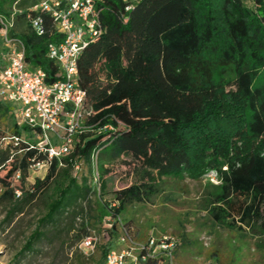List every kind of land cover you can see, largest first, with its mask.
I'll return each instance as SVG.
<instances>
[{
	"label": "trees",
	"instance_id": "trees-1",
	"mask_svg": "<svg viewBox=\"0 0 264 264\" xmlns=\"http://www.w3.org/2000/svg\"><path fill=\"white\" fill-rule=\"evenodd\" d=\"M43 1L0 0V17L14 15L10 37L23 43L28 65L44 70L50 84L58 66L47 49L63 36L49 14L34 10ZM97 13L102 33L78 60L79 88L92 114L75 135L72 153L49 161L45 177L31 190L22 187L20 196L11 179L25 185L33 161L48 157L30 148L38 140L19 126L18 105L0 98V113L13 116L11 137L26 142L5 149L0 142V170L10 168L0 179L6 220L52 190L15 259L37 253L51 235L76 231L82 242L95 233L85 205L91 212L92 198L101 200L110 172L95 174L96 154L126 158L123 164L136 174L114 203L101 207V217L116 220L128 203L149 202L165 178L200 181L215 173L219 184L209 199L214 224L264 239V0H99ZM28 15L44 19V35L32 30ZM8 52L0 36V65ZM219 68H233L234 77L215 81ZM64 220L70 227L63 228ZM101 242L95 264H106L113 248Z\"/></svg>",
	"mask_w": 264,
	"mask_h": 264
},
{
	"label": "rangeland",
	"instance_id": "rangeland-1",
	"mask_svg": "<svg viewBox=\"0 0 264 264\" xmlns=\"http://www.w3.org/2000/svg\"><path fill=\"white\" fill-rule=\"evenodd\" d=\"M233 77V68H219L214 75L218 82L229 81ZM13 121L10 113H0V138L9 139L12 136ZM0 142L3 149L9 146V140ZM123 160L127 159L117 156L102 159L100 156L95 160V174L104 170L110 172L105 176L107 186L101 200L97 196L92 198L91 212L87 205L85 207L90 213L88 225L103 245L111 242V251L131 252L125 264H146L141 259V247L151 238L157 244L163 237H168V243H173V246L167 254L155 246L147 264H264L263 237L214 224L209 215V199L218 183L209 176L200 181H194L187 175L165 178L159 194L149 202L128 203L116 220L109 216L101 217V207L114 203L115 194L136 181L133 168L125 166ZM9 169L0 170V179L6 177ZM46 173V169L31 170L25 185L11 179V187L16 189L17 194L22 193V187L26 191L31 190L35 181L43 179ZM2 191L0 184V195ZM51 194L50 188L45 189L36 200L24 205L23 212L13 220H6L7 204L0 206V264H95L100 259L99 245L94 251L84 252L81 242L75 237L76 231L69 234L63 232L58 235L60 238L51 235L50 241L44 240L37 245V253L15 259L38 220L45 214ZM63 223V228L70 227L67 220ZM80 225L81 222H77L76 227ZM125 236L126 241H122Z\"/></svg>",
	"mask_w": 264,
	"mask_h": 264
},
{
	"label": "built area",
	"instance_id": "built-area-1",
	"mask_svg": "<svg viewBox=\"0 0 264 264\" xmlns=\"http://www.w3.org/2000/svg\"><path fill=\"white\" fill-rule=\"evenodd\" d=\"M98 1L45 0L34 8L49 14L55 29L63 36L61 43L50 44L47 49V57L58 66L55 81L50 84L46 82L44 70L31 69L28 65L23 43L10 37V30L15 26L14 15L8 20L0 17V36L9 49L4 63L0 65V98L18 105L16 114L19 126L30 128L32 136L38 140L36 146L30 148H37L48 157L43 162L33 161L31 170L46 169L47 172L49 161L69 156L73 151L75 135L83 129L85 120L92 114L86 104V93L79 88L78 60L102 33L98 21ZM28 21L35 33L40 36L46 33L43 18L28 15ZM6 140L15 147L26 143L24 138L19 137L3 139ZM93 159L95 163L98 154ZM80 171V165L76 166L75 176ZM208 176L219 184L215 173ZM19 177L20 174H17ZM126 239L127 236L122 241ZM99 242L100 237L93 232L82 240L80 247L84 252L94 251ZM168 242V237H163L157 244L151 238L141 247V252H146L142 261L152 258L155 246L168 253V249L173 246V243ZM130 256L129 250L120 253L111 251L106 264H125Z\"/></svg>",
	"mask_w": 264,
	"mask_h": 264
}]
</instances>
